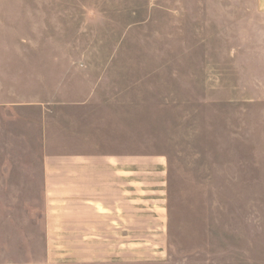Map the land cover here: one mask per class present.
Here are the masks:
<instances>
[{"label": "rangeland", "instance_id": "rangeland-1", "mask_svg": "<svg viewBox=\"0 0 264 264\" xmlns=\"http://www.w3.org/2000/svg\"><path fill=\"white\" fill-rule=\"evenodd\" d=\"M258 2L0 0V264H264ZM44 129L125 153L124 235L71 238Z\"/></svg>", "mask_w": 264, "mask_h": 264}, {"label": "crops", "instance_id": "crops-1", "mask_svg": "<svg viewBox=\"0 0 264 264\" xmlns=\"http://www.w3.org/2000/svg\"><path fill=\"white\" fill-rule=\"evenodd\" d=\"M258 1L257 10L264 14V0ZM55 133L54 139L49 129H44L42 134V176L48 205L69 208V218L65 219L70 222L67 230L74 233L71 238H91L95 236L94 231L103 229L107 232L111 229L114 233L107 237L124 235V227L120 229L119 221L117 226L98 227L94 226L93 215L101 214L97 208L109 210L110 207H117L119 214L120 206H124L125 153L93 152L83 146L75 147L73 141H78L79 135L85 136V132L72 134L71 145L75 151L56 152L53 149L58 142Z\"/></svg>", "mask_w": 264, "mask_h": 264}]
</instances>
